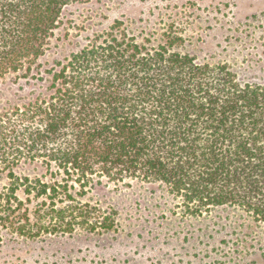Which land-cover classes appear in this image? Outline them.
Instances as JSON below:
<instances>
[{
    "label": "trees",
    "instance_id": "trees-1",
    "mask_svg": "<svg viewBox=\"0 0 264 264\" xmlns=\"http://www.w3.org/2000/svg\"><path fill=\"white\" fill-rule=\"evenodd\" d=\"M84 1L0 0V79L34 73ZM172 44H140L115 22L48 70L30 102L0 108V234L109 233L117 211L89 195L128 181L157 186L184 217L231 209L264 226V84ZM21 164L45 173L19 175Z\"/></svg>",
    "mask_w": 264,
    "mask_h": 264
},
{
    "label": "rangeland",
    "instance_id": "rangeland-1",
    "mask_svg": "<svg viewBox=\"0 0 264 264\" xmlns=\"http://www.w3.org/2000/svg\"><path fill=\"white\" fill-rule=\"evenodd\" d=\"M115 22L140 44L173 42V51L200 63L226 65L242 84H264V0H89L64 11L34 73L0 79V108L30 102L48 70ZM16 172L45 173L40 164ZM6 184L0 180V192ZM89 198L117 211V229L36 240L3 230L0 264H264V226L234 210L184 217L165 192L139 181L106 184Z\"/></svg>",
    "mask_w": 264,
    "mask_h": 264
}]
</instances>
